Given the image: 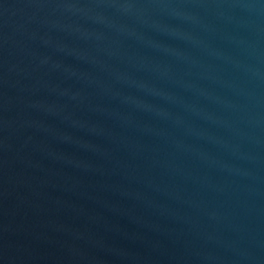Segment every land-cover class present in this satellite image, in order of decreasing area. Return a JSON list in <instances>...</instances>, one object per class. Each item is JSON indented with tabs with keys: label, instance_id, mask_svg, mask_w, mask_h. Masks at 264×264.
<instances>
[{
	"label": "water",
	"instance_id": "obj_1",
	"mask_svg": "<svg viewBox=\"0 0 264 264\" xmlns=\"http://www.w3.org/2000/svg\"><path fill=\"white\" fill-rule=\"evenodd\" d=\"M0 264H264V0H0Z\"/></svg>",
	"mask_w": 264,
	"mask_h": 264
}]
</instances>
